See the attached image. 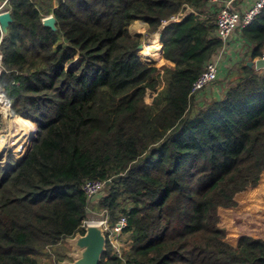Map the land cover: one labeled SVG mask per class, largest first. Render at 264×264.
Segmentation results:
<instances>
[{"label": "trees", "instance_id": "1", "mask_svg": "<svg viewBox=\"0 0 264 264\" xmlns=\"http://www.w3.org/2000/svg\"><path fill=\"white\" fill-rule=\"evenodd\" d=\"M207 1L9 0L0 91L38 129L0 168V264L64 261L96 201L82 187L96 179L108 184L92 210L112 225L126 215L133 241L124 260L107 241L100 264H264V239L234 247L219 226L220 209L264 201V73L242 62L218 95L195 102L194 82L223 47L216 15L201 16ZM186 7L198 15L162 30L174 67L143 62L130 26L156 34ZM50 14L56 31L43 24ZM239 34L248 60L262 58L264 10Z\"/></svg>", "mask_w": 264, "mask_h": 264}, {"label": "built area", "instance_id": "2", "mask_svg": "<svg viewBox=\"0 0 264 264\" xmlns=\"http://www.w3.org/2000/svg\"><path fill=\"white\" fill-rule=\"evenodd\" d=\"M223 3V6L220 9H217V5ZM264 10V0H257L253 5H251L248 10L244 13H240L238 11H235L232 9L231 3L226 2L225 0H208L207 1V13L204 15H201L202 17H208L210 15H216V24H217V36L222 40L223 47L222 49L217 53V55L206 64L204 71L201 73V75L198 77V79L194 82L193 88L191 91V96L196 98L202 93H204L207 89L211 88L214 83L219 81V78L221 75H224L225 77L228 74V71L226 70L224 66L221 67V63L223 61V53L227 47V44L232 37V35L240 31L242 29L247 28L250 26L254 20L263 12ZM195 14L198 15L197 12H195L193 9L186 7L185 10L181 11L176 16H173L168 21H164L162 28L164 29L167 25L175 22H181L183 21L187 16ZM264 60V57H262L260 60ZM259 61V60H257ZM238 68V67H237ZM236 69L231 70V72L235 71ZM225 79V78H224ZM0 95L3 98L2 101H4V110L6 113V118L8 116L10 117V109L11 104L4 99V97L1 94ZM1 103V102H0ZM5 115V114H4ZM108 184V181L105 180H89L86 181L82 187L83 192L85 193L86 197L89 201L96 200L99 196L102 195V192L105 190L106 186ZM105 231V234L107 236V241L112 245V251L110 254V258H118L123 259L126 257V254H128L130 250V246L132 244V241L129 240L128 244L130 245L125 250V256L121 254L120 251V239L123 237L124 234H131L130 231H128V217L126 215H121L119 220L112 225L108 219L99 222ZM89 223H86V221L83 223L82 228L85 229V227Z\"/></svg>", "mask_w": 264, "mask_h": 264}, {"label": "rangeland", "instance_id": "3", "mask_svg": "<svg viewBox=\"0 0 264 264\" xmlns=\"http://www.w3.org/2000/svg\"><path fill=\"white\" fill-rule=\"evenodd\" d=\"M160 31H161V29H160ZM157 33L159 34L160 32L158 31ZM130 34H131V36H134L132 32ZM156 34H154V35H156ZM154 35L148 36L147 34H145L142 37H138L137 39H139L141 41L142 45H150L151 40H152ZM79 62H80V59L78 57H76L74 63L69 65L68 69H71V68L77 66L79 64ZM161 64H162V62L159 64L156 63V65H150V66L156 67L157 69H159L161 67L160 66ZM224 78H226V77L224 75H221L219 78V81L223 80ZM219 81L214 83V85H212L211 89H213V88L215 89L216 87H220V89H221L223 83H225L223 85L224 87H225V85L228 84L226 82H223L221 85L222 81L221 82H219ZM227 82H228V79H227ZM154 97H155V94H152L149 92L146 96L147 104H149V105L152 104ZM0 107H1L0 108V114L2 117V124H1V131H0V135H1L3 133V128H4V122H5V117H4L5 115L4 114H5V112L3 111L1 103H0ZM10 114H11V112H10ZM19 117L26 118L25 116H23V117L22 116H13L11 114L10 117L8 116V120L11 121V120H14L15 118H19ZM26 120H28V119L26 118ZM28 121L32 125V129H33L32 134H31V136H32L36 133L38 127H37V125H34L30 120H28ZM13 132H15V131L13 130ZM5 134H7V133H5ZM14 149L15 148L12 147L11 150L7 151L6 154H9V155H6L3 158V160L0 162V168L6 167L8 162H10L9 161L10 159H12V161L13 160L17 161L16 158H21L23 156L24 152L17 153V152H15L16 149L15 150ZM5 160H7V161H5ZM105 195H106V190H104L102 192V195L99 196L94 203H92V206L89 210V216L86 220V223H89V224L90 223H99V222L104 221L106 219H108V221L110 222V215L108 212L101 211L100 213H95L92 210V207L94 205H96L100 201V199L103 198ZM262 200H263V197H260V196L257 199L250 198V201L246 202L243 205V207L246 209L245 212H243V213L237 212V210L234 208L220 209L219 215L221 217V222H220L219 226L226 230V242H228L232 246H234V245L237 246L236 244L238 243L239 238L243 235H249V236H252L254 238H262V237L264 238V223H263V221L261 222V220H260L261 218L259 216V214H260L259 212L264 211V201H262ZM128 239L132 241V236H131V234H128V233L124 234L123 237H121V239H120V251H121V254L123 256H125V254H126L125 250L130 246L128 244V241H129ZM132 243H133V241H132ZM63 246L68 250V253L71 252V248L69 247L67 242H64ZM131 248H132V244L130 246V250H131ZM52 259H54V257H52ZM124 259H125V257H124ZM48 261H50V259L46 260V262H48ZM51 261L53 263V260H51Z\"/></svg>", "mask_w": 264, "mask_h": 264}, {"label": "water", "instance_id": "4", "mask_svg": "<svg viewBox=\"0 0 264 264\" xmlns=\"http://www.w3.org/2000/svg\"><path fill=\"white\" fill-rule=\"evenodd\" d=\"M12 22L10 12H5L0 15V25L7 31L8 25ZM45 27L57 30L56 19L54 16L46 17L43 20ZM160 40L162 39V32H160ZM136 39V38H134ZM144 45H139L138 49L141 51ZM148 64V63H146ZM150 65V64H148ZM250 68L263 69L264 60L248 63ZM4 156L2 155V158ZM6 159V158H5ZM7 161V160H5ZM2 165V164H1ZM84 234L78 233L72 238H68L66 242L71 248V252L67 253V258L58 264H100L102 257L107 252V236L100 223H90L84 229Z\"/></svg>", "mask_w": 264, "mask_h": 264}, {"label": "crops", "instance_id": "5", "mask_svg": "<svg viewBox=\"0 0 264 264\" xmlns=\"http://www.w3.org/2000/svg\"><path fill=\"white\" fill-rule=\"evenodd\" d=\"M225 1L231 3L233 10L238 11L240 13H244L257 0H225ZM8 3H9V0H0V15L5 13V12H10ZM55 6H56V2H55ZM222 6H223V3L217 5L216 8L220 9ZM49 16H53V15L50 14ZM49 16H46V17H49ZM134 26H136L137 28L144 27L145 31L144 32H136L135 30H133ZM1 29H2L3 33H5V29H3L2 27H1ZM148 30H149V25L143 21H136L135 23H133L130 26V29H129L130 33L132 32L134 35L132 37L136 38V39L138 37H142L145 34H147L148 36L151 35L148 33ZM162 30H163V28L161 29V31L159 30V32H162ZM251 48H252L251 44L248 43L246 40H243V38H241L239 31L235 32L232 35V37L230 38V40L227 44V47H226L224 53H223V61L221 63V67L224 66L225 68H227L226 69L228 71L227 75H229L231 73V70H233V69H236L235 71H233V73L238 72L237 67L239 68V66L242 64V62L250 63V61L248 60L247 57H248V53L250 52ZM161 57H162V61H161L162 64L160 65L161 67L159 68L161 70V72H163L162 68L165 66L166 67H174L173 63L164 59L163 50L161 51ZM263 57H264V48H263ZM260 59L261 58H259L257 60H260ZM257 60H255L254 62H256ZM253 69H255L258 74L264 73V68L263 69H256L254 67ZM229 80L230 79H228V81ZM213 93L218 95L217 90H215L214 88L213 89L209 88L204 93H202L201 95L196 97L195 102H199V103L203 102L204 103L212 97ZM259 213H260L259 216L261 218L260 220H261V222L263 221V223H264V211H261ZM234 247H236V246L234 245Z\"/></svg>", "mask_w": 264, "mask_h": 264}, {"label": "bare ground", "instance_id": "6", "mask_svg": "<svg viewBox=\"0 0 264 264\" xmlns=\"http://www.w3.org/2000/svg\"><path fill=\"white\" fill-rule=\"evenodd\" d=\"M133 30L136 32H143L144 27L137 28L134 26ZM157 34L153 36L151 44L144 45L143 49L139 52V56L142 58V60L150 65H156V63L159 64L162 61L161 51L163 49V43L160 41V35ZM2 100L3 98L0 95V102L2 104L3 111L5 112L3 107L4 101ZM13 130L15 132H13ZM32 131V125L28 120H26V118L19 117L11 121L6 118L4 122L3 133L0 135V162L6 155H9L6 153L8 150H11L12 147L16 149L14 150L17 153L24 152L33 138V135L31 136ZM2 155L4 156L3 158Z\"/></svg>", "mask_w": 264, "mask_h": 264}]
</instances>
